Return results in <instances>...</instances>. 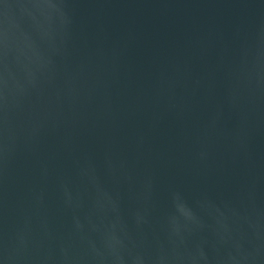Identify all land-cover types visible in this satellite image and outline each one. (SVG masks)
Returning a JSON list of instances; mask_svg holds the SVG:
<instances>
[{
	"label": "water",
	"instance_id": "obj_1",
	"mask_svg": "<svg viewBox=\"0 0 264 264\" xmlns=\"http://www.w3.org/2000/svg\"><path fill=\"white\" fill-rule=\"evenodd\" d=\"M0 264H264V0H0Z\"/></svg>",
	"mask_w": 264,
	"mask_h": 264
}]
</instances>
